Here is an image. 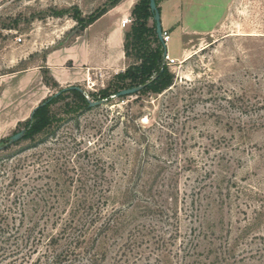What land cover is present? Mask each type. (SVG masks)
Here are the masks:
<instances>
[{"label":"rangeland","instance_id":"rangeland-1","mask_svg":"<svg viewBox=\"0 0 264 264\" xmlns=\"http://www.w3.org/2000/svg\"><path fill=\"white\" fill-rule=\"evenodd\" d=\"M114 1L0 0L1 147L65 88L42 68L46 57L65 60L77 20L85 25ZM239 11L212 34H171L174 81L160 95L85 112L70 97L53 105L56 132L0 151V208L22 190L27 225L76 198L109 213L132 201L133 219L121 239H108L104 264H126L133 228L145 237L130 264H264V0H240ZM86 76L76 87L102 100L114 74Z\"/></svg>","mask_w":264,"mask_h":264},{"label":"trees","instance_id":"trees-1","mask_svg":"<svg viewBox=\"0 0 264 264\" xmlns=\"http://www.w3.org/2000/svg\"><path fill=\"white\" fill-rule=\"evenodd\" d=\"M119 1L121 0H115L108 8L89 18L85 25H80V21L77 20L78 30H84ZM155 2L157 6L158 0ZM131 16L134 21L124 34L123 44L125 58L131 60V63L124 72L114 76L106 89L100 90L102 100L88 101L83 91L79 92L72 88L60 89L58 97L52 98L44 106L39 105L35 110L32 119H29L25 126V135L22 139L33 142L37 135L47 137L56 132L58 129L55 125L56 115H52L50 110L53 105L65 98H72L73 106L78 111L85 112L100 106L99 104L91 107L89 102H109L113 95L124 89L141 87L133 95L139 99L148 93L160 95L173 85L174 77L169 74L168 66L163 61V45L157 38L154 23L149 24V20H152L149 0H139L133 7ZM54 84L56 85L55 82ZM124 99L126 97L119 98V101ZM63 108L71 109L69 104H65ZM261 109H264V104ZM17 192L18 194L14 192L13 200L8 201L7 206L0 208V264H104L108 239L116 236L122 238V232L133 219L135 210L132 201L109 213L105 205L100 207L98 203L77 204L76 198L69 208L43 210L40 220H32L33 222L24 225L27 216L20 205L27 199L24 201L22 190L18 189ZM59 197L65 201L72 198L67 192ZM100 199L101 197L98 198ZM15 216L23 219L17 220ZM127 233L122 244L124 247L122 253H125V259L128 258L124 263L130 264V257L138 255L132 245L139 242V238L143 241L145 236L140 237L137 228ZM120 258L118 264L122 262Z\"/></svg>","mask_w":264,"mask_h":264},{"label":"crops","instance_id":"crops-1","mask_svg":"<svg viewBox=\"0 0 264 264\" xmlns=\"http://www.w3.org/2000/svg\"><path fill=\"white\" fill-rule=\"evenodd\" d=\"M139 0H121L105 14L79 31L72 54L61 60L60 54L46 57L45 66L56 85L70 88L81 86L86 75H117L127 68L123 44L127 28L120 20L131 17ZM240 0H158L162 30L171 38L177 32L180 38L190 35H209L221 30L239 11ZM152 24V21H149ZM68 51V47L64 48ZM167 51V50H166ZM61 56V55H60ZM70 62L72 67L67 63ZM83 75V76H82ZM75 85V86H73Z\"/></svg>","mask_w":264,"mask_h":264},{"label":"water","instance_id":"water-1","mask_svg":"<svg viewBox=\"0 0 264 264\" xmlns=\"http://www.w3.org/2000/svg\"><path fill=\"white\" fill-rule=\"evenodd\" d=\"M149 9L152 13V22L155 25V32H156L157 38H158L159 42H161L163 45V48H164L163 55H165L166 54V45H164L163 39H162V27H161V21H160V14H159V11L157 9L155 0H149ZM74 31H77V29H75ZM70 88L76 89L77 91L82 92V90L78 87H70ZM140 89H141V87L124 89V90L117 92L111 98L119 99V98H124V97H130V96L135 95ZM59 95H60V92L55 93L49 100H46L45 102H43L40 105H42V106L46 105L52 98L58 97ZM99 104H100V102H89V105L91 107H95ZM38 107L39 106H36L32 110L30 120L32 119L33 114ZM24 135H25V130H22L20 132L15 133L14 135H12L11 137L8 138L7 143L4 146H2V147L0 146V151L2 149H4V147H7L8 145H12L15 142H18L19 140H21L23 138Z\"/></svg>","mask_w":264,"mask_h":264},{"label":"built area","instance_id":"built-area-1","mask_svg":"<svg viewBox=\"0 0 264 264\" xmlns=\"http://www.w3.org/2000/svg\"><path fill=\"white\" fill-rule=\"evenodd\" d=\"M132 23V19L130 17H124L121 21H120V26L122 28H125L127 27L128 25H130ZM162 39H163V43L164 45H167V43L169 42L170 40V37L169 35L162 30ZM163 61L165 62V64L168 66V67H171L173 65H175L176 63V60L173 59L169 54L168 52L166 51V54L163 55Z\"/></svg>","mask_w":264,"mask_h":264}]
</instances>
